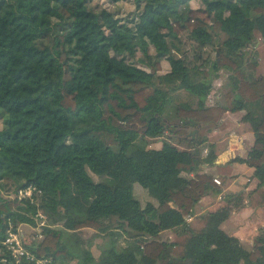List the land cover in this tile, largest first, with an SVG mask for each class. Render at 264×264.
Returning <instances> with one entry per match:
<instances>
[{"label": "trees", "instance_id": "1", "mask_svg": "<svg viewBox=\"0 0 264 264\" xmlns=\"http://www.w3.org/2000/svg\"><path fill=\"white\" fill-rule=\"evenodd\" d=\"M100 1L0 0V243L41 213L27 248L56 264H264V227L250 249L221 229L241 195L185 221L222 194L202 168L225 114L244 112L254 143L234 161L264 188V0H107L128 15ZM30 187L33 202L6 198Z\"/></svg>", "mask_w": 264, "mask_h": 264}, {"label": "crops", "instance_id": "2", "mask_svg": "<svg viewBox=\"0 0 264 264\" xmlns=\"http://www.w3.org/2000/svg\"><path fill=\"white\" fill-rule=\"evenodd\" d=\"M254 50L258 54L256 74L264 77V43L258 41ZM243 116L244 112L224 115L218 127L209 135L210 142L215 145L216 161L213 166L203 167L202 170L220 181L222 195L242 196V207L231 214L221 225V229L250 249L253 238L259 229L264 227V188L258 187L251 168L234 161L235 158H245L254 143L252 132L248 125L242 122ZM232 132L237 133L243 143L241 149L229 157L226 156L225 150L228 136ZM218 196L220 195H206L201 199L191 222L194 228L203 226V217L207 213L226 205L225 202L218 201Z\"/></svg>", "mask_w": 264, "mask_h": 264}, {"label": "built area", "instance_id": "3", "mask_svg": "<svg viewBox=\"0 0 264 264\" xmlns=\"http://www.w3.org/2000/svg\"><path fill=\"white\" fill-rule=\"evenodd\" d=\"M221 82H215L213 86L212 93L207 97L206 105L211 106L214 104L215 100L218 98V92L221 87ZM242 139L241 137L232 132L229 134L227 139V145L225 154L226 156L232 157L239 151L242 147ZM207 154V151L204 152ZM214 183L217 186H221L219 180L214 179ZM35 189L34 188H26L18 190L14 192L12 195H7L6 198L11 200H30L34 201ZM224 196L221 194L218 196V201L223 202ZM193 217L187 216L185 221L187 223L192 222ZM35 226L31 225H21L18 228L14 229L12 226H9L6 231V236L4 240L0 243V264H56L50 257H36L32 252H30L27 248L30 244L34 242H40L43 240L42 230L44 228H48V224L43 214L37 213L34 217ZM23 228L26 232H23Z\"/></svg>", "mask_w": 264, "mask_h": 264}, {"label": "rangeland", "instance_id": "4", "mask_svg": "<svg viewBox=\"0 0 264 264\" xmlns=\"http://www.w3.org/2000/svg\"><path fill=\"white\" fill-rule=\"evenodd\" d=\"M97 5H98V8H102V9L105 8V9L109 10L110 12H119V13H123V14H126V15H128L131 12H133V7L131 6L129 1H123V2H120V3H117V4H110V3H108L107 0H102V1L98 2ZM191 6L192 7H196L197 4L195 2H193ZM117 51L119 53L123 52V51H120V50H117ZM124 53L127 54V52H124ZM166 69H167V65L165 63H163V70L166 71ZM92 178L94 180H97L94 176H92ZM134 190H135V197L140 201V203L142 205H144L146 203L147 199H148L146 193L142 189H140V187L138 185H135ZM12 194H14V192L10 193L9 195H12ZM64 228H66L65 225H64ZM23 232H26V230L24 228H23ZM81 233H82V237L85 238V239L91 237L92 234H93V232L90 231V230H84ZM162 238L165 239V240H169L171 242L174 241L173 236L171 234H169V233L163 234ZM96 244H97V246L101 245L102 241L101 240H97ZM104 247H105V244L101 248L100 247L99 248L98 247H94V248L91 249V254L94 257L95 261H97L99 259L100 255H101V251H102V249ZM69 249L71 250V245H69ZM72 252L75 255L80 254L79 250H75L74 249V250H72ZM63 259L64 258H61L60 260H63ZM77 263H78L77 260L74 261V262H71V264H77ZM61 264H67V263H63L62 262Z\"/></svg>", "mask_w": 264, "mask_h": 264}]
</instances>
